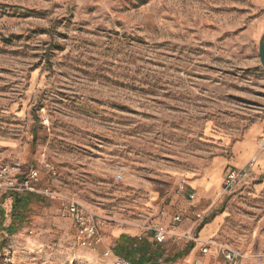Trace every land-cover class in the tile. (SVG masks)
<instances>
[{
	"label": "rangeland",
	"instance_id": "374dc122",
	"mask_svg": "<svg viewBox=\"0 0 264 264\" xmlns=\"http://www.w3.org/2000/svg\"><path fill=\"white\" fill-rule=\"evenodd\" d=\"M263 35L264 1L0 0V172H38L17 209L0 191V264H116L133 246L159 264L222 260L154 229L205 210L185 180L264 120ZM243 190L220 187L217 242L264 264V192ZM179 192L189 208L170 213ZM68 197L94 214L97 245L79 246Z\"/></svg>",
	"mask_w": 264,
	"mask_h": 264
},
{
	"label": "crops",
	"instance_id": "0c3cea01",
	"mask_svg": "<svg viewBox=\"0 0 264 264\" xmlns=\"http://www.w3.org/2000/svg\"><path fill=\"white\" fill-rule=\"evenodd\" d=\"M255 1L261 2L264 0ZM262 144H264V120H259L250 124L241 139L225 145L222 148V152L215 157L212 166L204 173L191 176L187 178L188 180H185L184 184L187 187L188 193H195V196H204L208 201H212L209 206H206L205 210L195 213L196 215L194 217L183 220V216L180 214L182 216V222L174 226L177 232H174L175 237L177 236L179 239L187 240L190 236H194L196 239L197 243L194 244L191 252L185 257L192 258L197 250L207 241L217 242L220 240L218 234L227 219L228 211L215 212V210L219 206L220 195L217 193L220 187L223 186V174L226 175L228 169L244 168L255 159L256 174L252 180L240 185L237 189L243 188V194L260 195L264 192V148ZM188 208L189 206L183 202L181 192L176 193L173 197L170 213L178 210L186 211ZM199 214L203 215L202 219L196 217ZM176 215H179V213ZM125 233L123 232L122 234ZM176 252H179V250ZM202 261L203 264H211L213 258L211 255H208L203 257Z\"/></svg>",
	"mask_w": 264,
	"mask_h": 264
},
{
	"label": "built area",
	"instance_id": "2783aa9c",
	"mask_svg": "<svg viewBox=\"0 0 264 264\" xmlns=\"http://www.w3.org/2000/svg\"><path fill=\"white\" fill-rule=\"evenodd\" d=\"M21 166L16 167H7L0 172V191H14L17 193L22 192H38L36 186L32 180H37L38 172L32 170L29 175L24 176L20 181L16 176V171H20ZM255 171V160H252L248 166L238 169L230 168L227 170L223 188L225 191H232L238 188L240 185L248 183L253 179ZM118 178L121 179L122 175L119 174ZM181 189H185V186L182 185ZM49 193L48 191H46ZM189 199L195 198V193H188ZM61 212L64 217H71L75 223L76 229V239L79 246L84 248H91L97 245L100 242L98 227L94 221V214L92 211L87 209L77 198L68 197L66 200H63L61 204ZM198 219H202L203 215H197ZM182 222V216L176 215L173 218L174 225ZM173 227L170 225H158L154 229L153 239L156 244H163L169 238L174 236ZM193 239L190 236V239ZM193 240H196L195 238ZM215 250L218 257H222V260H219L216 264H242L241 263V253L239 250L227 247L223 244L207 241L202 246V253L204 255L211 254ZM111 251L106 253L107 256H110ZM116 264H134L133 262L127 260L124 257H117ZM195 264H203L202 260H197Z\"/></svg>",
	"mask_w": 264,
	"mask_h": 264
},
{
	"label": "trees",
	"instance_id": "16d2710c",
	"mask_svg": "<svg viewBox=\"0 0 264 264\" xmlns=\"http://www.w3.org/2000/svg\"><path fill=\"white\" fill-rule=\"evenodd\" d=\"M22 198L20 197V195L18 193H16V196L14 198L13 201V207L14 210L17 209V207L20 205ZM121 240H126V241H131L133 240L131 237L127 236V235H123L120 238ZM125 251L127 250V247L125 248ZM129 254L124 255L122 252V247H118L116 249V255L118 256H122L124 258H126L127 260L133 262L134 264H159V262L161 261L162 255H159L158 251H154L151 254H149V251L147 249H140L137 246H133L129 249ZM185 252V251H184ZM128 253V252H127ZM180 252L175 253L174 257H168L166 258L165 261L167 262H171V261H175L176 259L179 258L180 256ZM153 257V261H150V257ZM138 257V261L136 260Z\"/></svg>",
	"mask_w": 264,
	"mask_h": 264
},
{
	"label": "water",
	"instance_id": "95a60500",
	"mask_svg": "<svg viewBox=\"0 0 264 264\" xmlns=\"http://www.w3.org/2000/svg\"><path fill=\"white\" fill-rule=\"evenodd\" d=\"M260 59H261V63L264 67V35L260 40Z\"/></svg>",
	"mask_w": 264,
	"mask_h": 264
}]
</instances>
